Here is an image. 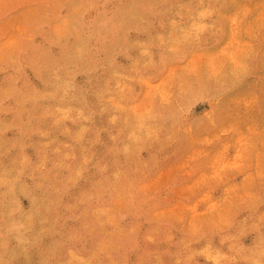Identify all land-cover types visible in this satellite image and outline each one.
Segmentation results:
<instances>
[{"label":"rangeland","instance_id":"1","mask_svg":"<svg viewBox=\"0 0 264 264\" xmlns=\"http://www.w3.org/2000/svg\"><path fill=\"white\" fill-rule=\"evenodd\" d=\"M0 264H264V0H0Z\"/></svg>","mask_w":264,"mask_h":264},{"label":"bare ground","instance_id":"2","mask_svg":"<svg viewBox=\"0 0 264 264\" xmlns=\"http://www.w3.org/2000/svg\"><path fill=\"white\" fill-rule=\"evenodd\" d=\"M110 19V18H109ZM73 28V27H72ZM31 176V175H30Z\"/></svg>","mask_w":264,"mask_h":264}]
</instances>
